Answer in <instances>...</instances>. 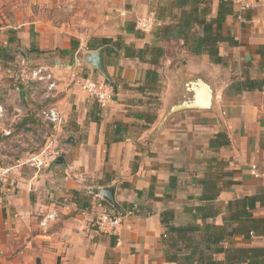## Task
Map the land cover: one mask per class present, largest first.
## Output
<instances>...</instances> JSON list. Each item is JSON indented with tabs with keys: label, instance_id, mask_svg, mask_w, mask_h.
<instances>
[{
	"label": "crops",
	"instance_id": "obj_1",
	"mask_svg": "<svg viewBox=\"0 0 264 264\" xmlns=\"http://www.w3.org/2000/svg\"><path fill=\"white\" fill-rule=\"evenodd\" d=\"M219 1L200 0V9L210 8L208 20L217 17ZM238 1L222 29L238 45L220 42L223 62L213 64L207 52L191 53L192 37L179 35L181 18L195 8V0H111L122 15L117 33L92 39L121 38L135 50L160 48L163 55L151 64L153 51L144 60L104 53L115 98L101 106L99 124L90 118L98 102H76L80 116L69 129L82 141L78 151L71 159L59 157L63 164L41 170L21 163L12 167L13 183L0 185V264H206L210 258L225 260V254L212 255L215 248H264V236L246 242L237 234L210 246L205 229L213 225L222 228L220 234L232 232L237 224L229 221V204L246 197L259 198L251 214L264 219V89L230 90L248 78L264 79V0L243 20ZM151 13L156 14L155 29L138 31L135 20ZM194 31L203 35L199 26ZM92 39L86 50L80 43L72 51V61L81 59L76 73L86 74L78 75L79 81L101 75L83 63L98 51L87 47ZM197 82L210 87L211 107L172 113L175 106L198 98L203 89L193 86ZM79 88L74 90L79 96L87 95ZM218 134L229 145L215 150L211 141ZM254 165L258 177L252 174ZM102 189L114 190V199L100 196ZM99 205L124 216L117 235L98 231ZM167 210L173 211L176 227L196 228L184 242L167 233L161 218ZM185 246L190 249L183 250ZM177 251H183L181 257L197 254L193 260L172 262L169 257Z\"/></svg>",
	"mask_w": 264,
	"mask_h": 264
},
{
	"label": "rangeland",
	"instance_id": "obj_2",
	"mask_svg": "<svg viewBox=\"0 0 264 264\" xmlns=\"http://www.w3.org/2000/svg\"><path fill=\"white\" fill-rule=\"evenodd\" d=\"M110 3L111 0H0V102L8 111L2 128L12 131L5 136L0 128V165L13 167L21 163L30 167V159H41L47 144L48 153L55 159H71L73 151H78L77 144L82 141L69 129L80 116L76 102L80 98L87 105L95 100L74 91L81 87L78 75L86 74L76 73L71 41H79L86 50V43L93 36L115 35L122 15ZM80 55L85 56L83 51ZM42 65H62L54 71L58 88L49 99L42 92L34 94L29 88L27 92L20 85L22 75L27 76L30 69ZM101 75L95 74L94 80L104 81ZM45 106L65 112L60 131L46 127L36 118ZM24 173L23 170L21 174ZM15 175L13 172L12 183Z\"/></svg>",
	"mask_w": 264,
	"mask_h": 264
},
{
	"label": "trees",
	"instance_id": "obj_3",
	"mask_svg": "<svg viewBox=\"0 0 264 264\" xmlns=\"http://www.w3.org/2000/svg\"><path fill=\"white\" fill-rule=\"evenodd\" d=\"M200 0H195V5L191 12L185 16H182V24L180 26L179 35L182 39L190 40L192 37L193 43L190 45V51L193 54L200 55L203 52H207L210 56V60L213 64H222L223 60L219 56V43L220 42H229L233 45H238L237 42L230 37L225 38L222 35L223 25L226 22L228 16L234 14V2L232 0H220L218 5L217 17L211 20H208L210 13L209 6H206L203 9H200ZM194 26H199L202 28L203 35L199 36L197 32H192ZM12 39H9V42ZM80 47L79 41H71V48L73 51H77ZM88 47L91 50H99L105 48V53L108 56L119 55L124 53L127 58H140L144 60L145 53L153 51V55L156 56V59L151 60V64H157L159 59L163 55V51L160 48H149L143 50H135L132 47H128L123 43L121 38L113 40L111 38H94L89 41ZM152 72V71H151ZM107 82V81H106ZM264 89V79L257 81L253 79H246L243 82H237L233 84L230 88L235 94H241L243 92H253V91H262ZM101 105L96 103L93 106V109L90 113V118L95 123H100L101 121ZM119 126L117 125L116 128ZM222 134H218L211 141V147L218 150L220 146L226 147L229 145V140L221 142L220 138ZM121 138H116L115 142H119ZM54 165V164H53ZM52 165V166H53ZM126 187V185H124ZM152 191V189H151ZM140 196L142 192L136 191ZM1 186H0V197H1ZM76 195V193H75ZM153 196L152 192L149 194ZM213 200V199H212ZM258 197H246L241 200H237L234 203L229 204V210L231 213L230 220L235 222L237 225L232 232H228L227 235L224 233L220 234L217 232L222 229L221 227L208 225L205 229L209 231L211 237L208 240L211 245H220L224 244L227 239H231L236 234L243 237V240L250 242L252 237H262L264 236V219L253 218L251 210L255 208L256 202H258ZM104 207V205H102ZM131 210L132 206H127ZM197 211H202L203 208H197ZM162 223L167 227V233L177 235V239L184 242L188 233L196 231L195 227H176L173 225L174 213L173 211H164L162 213ZM223 231V230H222ZM174 245V244H173ZM232 245V244H231ZM183 249V248H182ZM187 246L183 250H189ZM180 252L177 251L169 257V260L172 262H179L180 259L185 261L193 260L196 257V252L191 251L189 255L183 254L182 257L179 255ZM214 254H225L224 261H215L210 258L207 260L206 264H264V248H255V247H220L212 250V255ZM202 259V258H201ZM40 264V261L38 262Z\"/></svg>",
	"mask_w": 264,
	"mask_h": 264
},
{
	"label": "built area",
	"instance_id": "obj_4",
	"mask_svg": "<svg viewBox=\"0 0 264 264\" xmlns=\"http://www.w3.org/2000/svg\"><path fill=\"white\" fill-rule=\"evenodd\" d=\"M235 2L234 0H232ZM258 0H239L238 3L240 5V15L239 19L243 20V15L247 11L253 10ZM157 23V18L155 13H151L146 16L138 17L135 20V27L138 31L143 33H151ZM75 67H81V59L76 57ZM57 68L50 67L48 65H42L30 69L28 71V75H22L20 79L21 87L28 92V88L34 94L38 92H42L46 99H49V96L56 92L58 88V83L56 80L54 70ZM81 89L92 99L98 102L101 106L106 105L109 102H112L115 98V92L112 86L106 81H96L94 79L88 78L84 79L81 82ZM18 112H21L18 110ZM64 114L59 111L58 108L52 106H45L40 111L36 118H39V121L46 125V127H52L56 131H60L63 122H64ZM8 118V111L4 108L3 102H0V128H2V124ZM5 136H10L12 131L8 128H2ZM48 144L45 150L41 153L42 158L32 157L29 161L31 167L36 168L37 170H41L47 167V164H52L55 161V157H52L51 154L48 153ZM49 162V163H48ZM52 162V163H51ZM49 167V165H48ZM13 174V168L11 166H3L0 165V185L9 186L12 184L11 176ZM252 174L255 177H258L257 174V166L254 165L252 167ZM101 208L98 213V218L96 220V226L98 230L102 233L108 235H117L119 230L122 227L123 217L116 212L105 209L102 205H99ZM135 208L133 207L130 211L133 212ZM131 214V213H130Z\"/></svg>",
	"mask_w": 264,
	"mask_h": 264
},
{
	"label": "water",
	"instance_id": "obj_5",
	"mask_svg": "<svg viewBox=\"0 0 264 264\" xmlns=\"http://www.w3.org/2000/svg\"><path fill=\"white\" fill-rule=\"evenodd\" d=\"M105 49L102 48L96 52L89 53L86 55V62L93 68L99 71L106 81H109V77L106 72L105 68V57H104ZM195 86L202 87L203 90H198V98H196L191 103H183L179 106H175L172 109V113L176 111L186 110V109H208L211 107V97L212 92L210 87L202 82H197ZM196 90V89H195ZM63 159L59 158L53 163L56 165L63 164ZM100 196L105 197L107 199L113 200L114 199V190L112 189H102L100 191Z\"/></svg>",
	"mask_w": 264,
	"mask_h": 264
}]
</instances>
